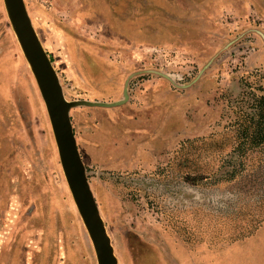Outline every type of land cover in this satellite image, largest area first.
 Returning a JSON list of instances; mask_svg holds the SVG:
<instances>
[{"label":"rangeland","instance_id":"obj_1","mask_svg":"<svg viewBox=\"0 0 264 264\" xmlns=\"http://www.w3.org/2000/svg\"><path fill=\"white\" fill-rule=\"evenodd\" d=\"M24 1L68 100L117 102L144 71L123 104L70 112L118 264H264V200L219 180L230 106L264 89V0ZM210 60L187 88L147 71L188 84ZM0 264H98L4 0Z\"/></svg>","mask_w":264,"mask_h":264},{"label":"water","instance_id":"obj_2","mask_svg":"<svg viewBox=\"0 0 264 264\" xmlns=\"http://www.w3.org/2000/svg\"><path fill=\"white\" fill-rule=\"evenodd\" d=\"M9 18L21 44L23 52L34 73L51 120L57 142L62 167L72 192L75 203L92 239L98 264H118L111 238L101 215L95 195L86 174L74 133L71 109L77 106H118L129 98L128 82L135 74L129 76L124 89V98L117 102H99L89 100L70 101L66 98L58 73L45 50L28 13L24 0H4ZM210 60L200 70L197 77L188 84H176L172 76L157 70L158 73L181 88L190 87L210 66Z\"/></svg>","mask_w":264,"mask_h":264},{"label":"trees","instance_id":"obj_3","mask_svg":"<svg viewBox=\"0 0 264 264\" xmlns=\"http://www.w3.org/2000/svg\"><path fill=\"white\" fill-rule=\"evenodd\" d=\"M251 88L254 91L244 93L238 102L240 106H230L234 119L227 128L234 130L236 134L232 150L222 156L221 161L222 167L228 169L219 180L227 183H232L237 178L240 180L235 192L237 201L242 194L261 196L264 200V155H260L250 172L246 168L250 152H264V89L257 88L256 90L261 91L257 93L255 88ZM208 178L211 177H206Z\"/></svg>","mask_w":264,"mask_h":264},{"label":"crops","instance_id":"obj_4","mask_svg":"<svg viewBox=\"0 0 264 264\" xmlns=\"http://www.w3.org/2000/svg\"><path fill=\"white\" fill-rule=\"evenodd\" d=\"M136 31H137V30H136V28H135V29H134L133 31H131V32H132V34H135V35H136V33H137ZM136 37H137V35H136ZM262 234H264V229L261 230V231L259 232V234H258L259 239H260V237H261ZM246 245H248V244H246ZM236 248H238V249L240 250V249L245 248V245H240V246L237 245ZM224 256H225V255H224ZM224 256H223V258H226V257H224ZM262 256H264V255H262ZM227 258H229V257H227Z\"/></svg>","mask_w":264,"mask_h":264}]
</instances>
